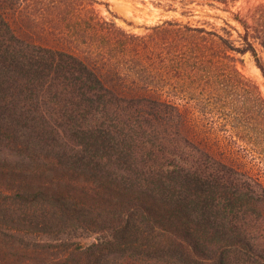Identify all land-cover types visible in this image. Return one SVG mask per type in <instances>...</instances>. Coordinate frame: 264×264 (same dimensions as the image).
Wrapping results in <instances>:
<instances>
[{"label":"trees","instance_id":"1","mask_svg":"<svg viewBox=\"0 0 264 264\" xmlns=\"http://www.w3.org/2000/svg\"><path fill=\"white\" fill-rule=\"evenodd\" d=\"M98 3L0 0V264H264V179L180 105L211 98L264 166V95L239 68L264 77V4L241 28L140 35Z\"/></svg>","mask_w":264,"mask_h":264},{"label":"rangeland","instance_id":"2","mask_svg":"<svg viewBox=\"0 0 264 264\" xmlns=\"http://www.w3.org/2000/svg\"><path fill=\"white\" fill-rule=\"evenodd\" d=\"M97 9L104 17L114 19L121 27L135 34H146L147 28L153 25L161 24L165 20L174 19L183 24L192 26L206 27L207 29L220 28L226 22L241 28L234 20L235 14L246 15L249 11L255 9L258 5L264 4V0H229L226 7L223 4L210 6L200 2H194L189 6L176 4L178 8L175 11H166L153 0H98ZM237 35L236 32H234ZM244 62L239 64L242 73L256 81L264 95V77L251 55L243 57ZM202 104L191 101H180V105L186 111L187 117L191 122L204 120L207 123L208 131L219 134L223 139V148L227 157L238 166L249 170L253 175L260 176L264 179V166L259 164V160L253 153H247L241 147L228 144L226 135L227 131H221L216 128L222 122L220 113L207 110L206 108L212 102L211 98L204 97ZM202 107H205L201 109ZM188 110V111H187ZM202 110H205L204 112ZM212 123L214 125H212ZM215 126V128L211 127Z\"/></svg>","mask_w":264,"mask_h":264},{"label":"bare ground","instance_id":"3","mask_svg":"<svg viewBox=\"0 0 264 264\" xmlns=\"http://www.w3.org/2000/svg\"><path fill=\"white\" fill-rule=\"evenodd\" d=\"M259 70V69H258Z\"/></svg>","mask_w":264,"mask_h":264}]
</instances>
